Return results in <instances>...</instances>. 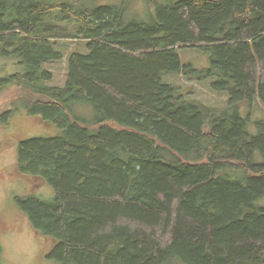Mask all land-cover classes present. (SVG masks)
<instances>
[{
  "label": "trees",
  "instance_id": "trees-1",
  "mask_svg": "<svg viewBox=\"0 0 264 264\" xmlns=\"http://www.w3.org/2000/svg\"><path fill=\"white\" fill-rule=\"evenodd\" d=\"M88 1L0 0V59L25 67L0 78V94L28 93L15 102L56 129L20 139L16 159L55 191L15 202L46 258L264 264V117L247 127L252 101L264 104V0H179L128 24L125 6ZM68 41L87 52L72 49L65 84L52 86L45 65ZM183 47L207 50L209 66L186 63ZM176 74L209 81L227 102L187 100L167 78Z\"/></svg>",
  "mask_w": 264,
  "mask_h": 264
},
{
  "label": "rangeland",
  "instance_id": "rangeland-1",
  "mask_svg": "<svg viewBox=\"0 0 264 264\" xmlns=\"http://www.w3.org/2000/svg\"><path fill=\"white\" fill-rule=\"evenodd\" d=\"M179 0H90L88 6L100 4L125 6L124 22H150L155 13V7L175 3ZM61 49L63 59L47 63L45 68L53 73L52 86L64 85L67 78V56L72 49L87 52L86 44L82 41H68ZM184 61L195 68L208 67L209 53L201 47L179 48ZM25 68V67H24ZM15 59H0V78L6 77L16 71L24 69ZM182 74L168 75L167 78L187 92L186 99L198 101L210 106H222L227 102V97L222 93L211 90L209 81L196 80ZM10 89V90H9ZM0 94V113L12 108L17 103L18 112H14L8 125L0 124V245L1 264H57L46 258L44 253L45 240L31 225L28 217L16 205V198L35 194L41 197H53L55 191L43 179L24 176L17 171L16 159L19 141L22 138L52 134L56 129L44 123L39 117L29 116L16 99L27 97L29 94L20 92L11 87ZM226 98V101H224ZM251 105L255 106L250 111L248 130L254 134L256 119L264 117V104L254 99ZM76 111L85 119L93 118L95 110L90 103H80ZM244 115V113H243ZM255 161H262L258 152H255ZM45 200V199H44ZM257 203H264V197Z\"/></svg>",
  "mask_w": 264,
  "mask_h": 264
}]
</instances>
